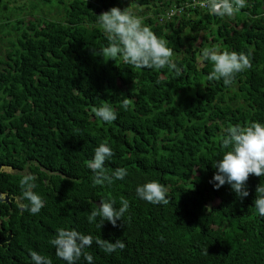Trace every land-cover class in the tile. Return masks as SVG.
<instances>
[{"label":"trees","instance_id":"16d2710c","mask_svg":"<svg viewBox=\"0 0 264 264\" xmlns=\"http://www.w3.org/2000/svg\"><path fill=\"white\" fill-rule=\"evenodd\" d=\"M117 2L0 0V164L15 170L0 172V192L17 198L0 201V239L11 233L0 243V264H33L30 250L67 264L49 242L61 227L125 242L106 254L94 239L85 249L93 264H264V216L254 206L264 177H249L243 199L230 185L210 182L224 130L264 123V0H246L223 18L205 0H131L173 49L179 78L167 68L93 55L108 43L98 15L126 8ZM174 7L179 13L167 17ZM205 47L250 52L251 67L230 86L208 81ZM104 103L117 112L112 123L92 111ZM105 140L114 151L105 162L109 174L117 167L128 174L94 187L87 161ZM23 170L36 177L34 191L45 201L36 215L21 208ZM152 180L168 188L169 204L138 197L137 187ZM121 196L130 202L125 222H88L95 203L115 198L119 208Z\"/></svg>","mask_w":264,"mask_h":264},{"label":"clouds","instance_id":"9594fccd","mask_svg":"<svg viewBox=\"0 0 264 264\" xmlns=\"http://www.w3.org/2000/svg\"><path fill=\"white\" fill-rule=\"evenodd\" d=\"M202 6L206 7L210 14L223 18L235 16L247 4L246 0H205ZM98 24L108 43L99 50L93 49V55L102 56L105 63L122 57L124 63L137 69L167 68L169 71H174L177 78L183 75L182 68L173 60V49L168 46L167 41L158 36L128 7L124 9L112 7L102 12L98 15ZM202 57L212 65V70L207 76L208 81L222 79L225 86H230L237 74L251 67L250 52L226 49L222 51L217 47H205L202 49ZM130 104L131 100L125 96L121 106L127 110ZM92 111L97 118L106 123H112L117 119V112L107 103L93 107ZM221 145L225 151L222 158L213 163V168L217 171L210 182L214 183L216 189L225 184L230 185L237 197L243 199L249 195L246 186L249 177L252 175L264 177V123L252 121L245 125H230L224 130ZM113 155L114 151L106 140L94 149L93 157L87 161V167L93 172L94 187L111 185L114 180H123L127 176V169L124 167H117L109 174L105 162ZM35 179L34 175L26 174L19 180L22 198L27 201L21 205V208L32 215L38 214L45 206L42 196L34 191ZM136 192L139 198L152 204L167 205L170 202L167 195L168 188L155 180L138 186ZM95 204L96 207L92 209L87 219L89 223H95L99 217L97 224L99 228H102L105 221L110 222L114 227L117 226L118 221L125 222V213L130 207V202L123 196L120 197L119 208L116 207L115 198H102L101 203ZM254 206L258 214L264 216V181L256 187ZM94 239L106 254H112L126 247L125 242L120 239L112 241L101 237L94 238L91 234L86 235L76 229L63 227L57 229L56 236L49 242L54 246L56 256L67 264H77L81 257L87 261V264H93V255L85 249L91 247ZM207 254H209L208 249ZM30 256L33 264H52L50 258L37 251L30 250Z\"/></svg>","mask_w":264,"mask_h":264},{"label":"rangeland","instance_id":"374dc122","mask_svg":"<svg viewBox=\"0 0 264 264\" xmlns=\"http://www.w3.org/2000/svg\"><path fill=\"white\" fill-rule=\"evenodd\" d=\"M122 3L118 5V2H117V5L118 6H121V7H128L134 14H139L138 16H140L142 13H141V10H144L143 8H141V10L139 8H137L136 6L134 5H131L130 4V1L131 0H121ZM18 2H21V1H18ZM4 13H6L5 11V8H4ZM146 13V12H145ZM179 13V9L177 8H172V9H169L167 11V17H169V15L171 16L172 14H178ZM53 14V13H52ZM147 14H151V11H147ZM144 16H142L141 18L143 19ZM3 22V20H0V23ZM160 23H163V21H160ZM1 42V41H0ZM0 46H3L1 43H0ZM198 64L201 65V57L198 58ZM4 170L6 171H9V172H13L15 171L14 169L8 167V166H4ZM24 174H28V171L27 170H23L22 171Z\"/></svg>","mask_w":264,"mask_h":264},{"label":"water","instance_id":"95a60500","mask_svg":"<svg viewBox=\"0 0 264 264\" xmlns=\"http://www.w3.org/2000/svg\"><path fill=\"white\" fill-rule=\"evenodd\" d=\"M4 171V167L0 164V172ZM0 201L5 202V203H11V202H15L16 198L12 195H8L7 193H1L0 192ZM99 203V202H98ZM10 232L7 233L6 238L0 239V243H4L6 241L9 240L10 238Z\"/></svg>","mask_w":264,"mask_h":264}]
</instances>
